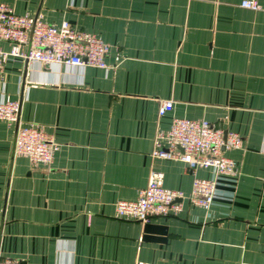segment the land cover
<instances>
[{
	"label": "crops",
	"instance_id": "1",
	"mask_svg": "<svg viewBox=\"0 0 264 264\" xmlns=\"http://www.w3.org/2000/svg\"><path fill=\"white\" fill-rule=\"evenodd\" d=\"M0 0L17 14L98 35L106 68L8 59L0 101V254L19 264H264V0ZM0 47L10 45L0 40ZM170 100L162 115L158 107ZM175 117L204 119L240 144L222 148L233 180L207 209L186 198L174 216H115L151 170L166 188L191 193L195 177L177 158H154ZM57 143L48 165L13 153L17 126Z\"/></svg>",
	"mask_w": 264,
	"mask_h": 264
},
{
	"label": "built area",
	"instance_id": "2",
	"mask_svg": "<svg viewBox=\"0 0 264 264\" xmlns=\"http://www.w3.org/2000/svg\"><path fill=\"white\" fill-rule=\"evenodd\" d=\"M239 4L252 10L260 8L257 0H240ZM0 40L10 45L8 49L0 47V73L10 58L47 65L107 67L108 47L98 35L76 29L67 21L51 24L38 15L17 14L4 5H0ZM19 106L17 100H1L0 119L15 121ZM171 109L172 102L165 100L157 111L162 115ZM163 138V145L156 140L152 150L154 158H177L191 170L211 167L214 176L195 177L190 195L184 196L179 190L163 186L161 172L151 170L136 198L116 201L117 218L147 222L154 217L174 216L181 210L184 198L207 209L220 196L218 184L234 179V162L222 153V148L238 147V134L225 133L221 127L204 119L175 117ZM57 148V143L36 125L17 126L15 130L13 152L27 157L31 166L48 165ZM0 264L19 262L0 254Z\"/></svg>",
	"mask_w": 264,
	"mask_h": 264
},
{
	"label": "rangeland",
	"instance_id": "3",
	"mask_svg": "<svg viewBox=\"0 0 264 264\" xmlns=\"http://www.w3.org/2000/svg\"><path fill=\"white\" fill-rule=\"evenodd\" d=\"M14 154H16L15 152H13ZM20 155V154H19ZM24 156V155H23ZM32 167H36V166H32Z\"/></svg>",
	"mask_w": 264,
	"mask_h": 264
}]
</instances>
